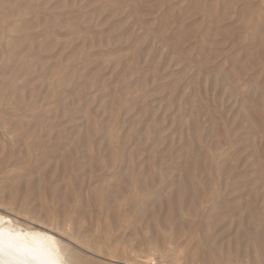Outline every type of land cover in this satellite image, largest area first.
Segmentation results:
<instances>
[{
  "label": "rangeland",
  "instance_id": "obj_1",
  "mask_svg": "<svg viewBox=\"0 0 264 264\" xmlns=\"http://www.w3.org/2000/svg\"><path fill=\"white\" fill-rule=\"evenodd\" d=\"M0 212L91 264H264V0H0Z\"/></svg>",
  "mask_w": 264,
  "mask_h": 264
},
{
  "label": "bare ground",
  "instance_id": "obj_2",
  "mask_svg": "<svg viewBox=\"0 0 264 264\" xmlns=\"http://www.w3.org/2000/svg\"><path fill=\"white\" fill-rule=\"evenodd\" d=\"M71 245L52 231L22 223L0 212V264H91L79 254L74 255Z\"/></svg>",
  "mask_w": 264,
  "mask_h": 264
}]
</instances>
